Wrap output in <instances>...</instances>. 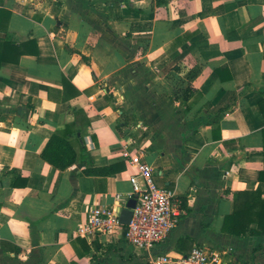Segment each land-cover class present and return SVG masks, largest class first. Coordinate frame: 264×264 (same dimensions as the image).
Instances as JSON below:
<instances>
[{
  "label": "crops",
  "instance_id": "crops-1",
  "mask_svg": "<svg viewBox=\"0 0 264 264\" xmlns=\"http://www.w3.org/2000/svg\"><path fill=\"white\" fill-rule=\"evenodd\" d=\"M67 124L77 157L58 169L41 152ZM263 146L264 0H0V264H152L194 246L264 264V233L221 231L236 191L264 198ZM131 151L179 213L151 253L124 227L78 231L130 199Z\"/></svg>",
  "mask_w": 264,
  "mask_h": 264
},
{
  "label": "built area",
  "instance_id": "built-area-1",
  "mask_svg": "<svg viewBox=\"0 0 264 264\" xmlns=\"http://www.w3.org/2000/svg\"><path fill=\"white\" fill-rule=\"evenodd\" d=\"M127 162L135 170V174L129 177L132 190L127 195V198L135 199L130 222L127 225L120 223L121 206L118 208L98 206L89 212L78 231L81 234L115 233L124 227L125 238L134 248L151 253L179 221V213L176 212L174 203L175 194L172 189L155 184L152 168L142 159L140 151H131L127 155ZM120 198V194L115 195L116 201ZM222 253L221 249L194 246L188 254L177 257L168 253H157L151 262L152 264H222Z\"/></svg>",
  "mask_w": 264,
  "mask_h": 264
},
{
  "label": "trees",
  "instance_id": "trees-1",
  "mask_svg": "<svg viewBox=\"0 0 264 264\" xmlns=\"http://www.w3.org/2000/svg\"><path fill=\"white\" fill-rule=\"evenodd\" d=\"M157 4L161 3V0H156ZM8 41H4L3 45H6ZM13 45V43H9ZM173 72H179L177 65L173 67ZM218 73H220L218 71ZM172 82V85L177 83V78L173 73L166 75ZM183 83V81H180ZM171 92L175 94L176 98L187 100L190 94L194 91L193 87L186 83L181 84L179 89L172 87ZM169 89L167 91L170 92ZM176 93H178L176 95ZM72 132L70 125H65L63 128L55 130L46 142L45 147L41 152V157L49 162L51 165L58 169H64L71 165L76 160V153L72 144L66 139L67 135ZM80 158L89 164L87 158L86 147L82 142L80 146ZM264 156V146H263ZM90 171L100 172L102 169L97 170H85V173ZM258 179L264 181V168L259 172ZM255 224V228H251V225ZM221 231L227 234L242 236L246 233L251 234H263L264 233V198L261 197V193L257 190H241L235 192V202L233 210L230 214L224 217Z\"/></svg>",
  "mask_w": 264,
  "mask_h": 264
},
{
  "label": "water",
  "instance_id": "water-1",
  "mask_svg": "<svg viewBox=\"0 0 264 264\" xmlns=\"http://www.w3.org/2000/svg\"><path fill=\"white\" fill-rule=\"evenodd\" d=\"M135 206V199L130 198L127 200L125 205L119 210V221L123 225H127L130 222L132 215L131 209Z\"/></svg>",
  "mask_w": 264,
  "mask_h": 264
},
{
  "label": "rangeland",
  "instance_id": "rangeland-1",
  "mask_svg": "<svg viewBox=\"0 0 264 264\" xmlns=\"http://www.w3.org/2000/svg\"><path fill=\"white\" fill-rule=\"evenodd\" d=\"M174 85H175V84H174ZM174 85H173V86H174Z\"/></svg>",
  "mask_w": 264,
  "mask_h": 264
}]
</instances>
